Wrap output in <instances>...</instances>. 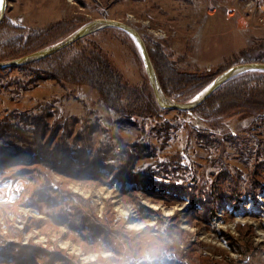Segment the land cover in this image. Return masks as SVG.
Returning a JSON list of instances; mask_svg holds the SVG:
<instances>
[{
	"label": "rangeland",
	"instance_id": "374dc122",
	"mask_svg": "<svg viewBox=\"0 0 264 264\" xmlns=\"http://www.w3.org/2000/svg\"><path fill=\"white\" fill-rule=\"evenodd\" d=\"M99 19L131 26L157 62L165 55L199 76L250 64L245 56L264 44V0H7L0 51L63 20L79 27ZM121 35L96 37L139 83L143 59ZM23 75L0 70V121L54 105L40 142L52 138L50 156L66 145L78 156L86 148L90 163L103 157L93 173L41 163L0 172V264H264V118L238 114L212 129L216 121L204 111L165 110L159 120L117 115L89 87ZM47 181L57 190L42 188ZM164 182L185 192L164 193Z\"/></svg>",
	"mask_w": 264,
	"mask_h": 264
},
{
	"label": "trees",
	"instance_id": "16d2710c",
	"mask_svg": "<svg viewBox=\"0 0 264 264\" xmlns=\"http://www.w3.org/2000/svg\"><path fill=\"white\" fill-rule=\"evenodd\" d=\"M3 24L4 23H2V25ZM82 26L73 27L71 20H63L39 33L30 34L28 38H20L14 46L7 50L0 51V62L19 59L50 47L66 39ZM108 32H116L117 38H121V34H125L126 36H124V38L126 42L124 43L128 44L135 52L138 61L142 64L137 46L134 45V40L128 34L115 29H106L76 42L71 46H75L73 51H71V47H69L39 62L18 67V70L24 74V77L43 74V77H45L44 79L53 78L57 82L63 84V86L89 87L95 90L99 94L104 105L117 115H128L129 117L138 115L144 119H161V114L167 111L162 110L158 105L148 76L143 74L141 82H133L128 78L127 73L123 72L116 65L103 43L97 40V35ZM128 37H130V39ZM153 56L154 55L151 54V59L161 87L166 96L174 101L188 102L193 100L197 94L202 92L205 88H208L215 78L222 74V71L218 72L216 75L200 76L198 74L182 73L177 67V64L171 62L165 55V57L162 56L161 59H158V62ZM238 62L234 64L237 65ZM244 62L264 63V44H262L259 49L253 50L246 55ZM225 70L226 69L223 71ZM249 80L251 81L250 83ZM30 82L32 81L30 80ZM53 107L54 105L51 104L37 106L36 110L37 112L39 111V113H33L32 115L20 114L16 117V121L12 122L0 121V172L3 173L6 168H10L13 165L24 164L30 166L41 163L47 164L52 168L55 167L58 171L62 173L65 172V174L69 175L72 173H70L71 171H69V169H64L66 164L70 166L74 165L75 167L83 168L84 171L90 170L92 172L90 168L95 169L96 163L102 161L103 156L99 152L90 163L86 148H81L78 154L82 153V156H78L77 154L71 153V150L68 149L66 145L62 152L56 151V153L59 152L60 156L55 153V150L53 155L50 156L48 150L53 142L52 138L46 140L45 147L42 146L40 142L43 138H46V127L48 126L47 119ZM194 111L207 112L210 117L216 121L215 125H212V129L224 128L222 120L224 121L225 118H231L238 114H243L241 120L264 118V72H248L230 80ZM177 113L186 114L187 112L177 111ZM22 115L24 119L21 118ZM28 117H30V119ZM19 119L23 122H19ZM18 123L25 126L17 125ZM28 125H33V127L30 128ZM20 128L23 130V132L20 133L21 137L18 136V140L12 138V141H10L9 136L12 137V133L17 132ZM30 129H32L30 137H33V139L29 138L32 139L31 142L27 136H24V131ZM5 135L8 136L7 139H5ZM5 143H9L12 150H8V148L4 146ZM28 144L31 146L25 149V146ZM39 151L42 153L38 155L37 152ZM131 156L132 155H129L128 157L132 159ZM41 157L43 159H41ZM175 158L177 160L181 159L177 156ZM129 160L125 165L130 164ZM74 176L80 177L77 173L74 174ZM129 176L130 172L126 174V178ZM91 177L96 178V176ZM28 178L30 179V177ZM144 182L148 186L150 185L148 181L145 180ZM177 187L178 186H175L174 182H164L162 185L160 184V190L164 193L170 192L176 194L178 192H185L184 188ZM42 188L50 192L57 190L54 189L50 181H47ZM83 201L85 203L88 202L84 199ZM204 201H206V205H212L210 207L213 209L212 213L215 214L217 208L214 206V200L209 198L202 202ZM204 210L206 213L211 211L209 207H204ZM77 211L79 214L82 213L81 210ZM61 212L62 210H60V213ZM76 216H78V214H76ZM52 219L56 222L55 219H57V217ZM86 223L87 220L83 217V222L81 224L82 229L86 227ZM61 224H68V221Z\"/></svg>",
	"mask_w": 264,
	"mask_h": 264
},
{
	"label": "water",
	"instance_id": "95a60500",
	"mask_svg": "<svg viewBox=\"0 0 264 264\" xmlns=\"http://www.w3.org/2000/svg\"><path fill=\"white\" fill-rule=\"evenodd\" d=\"M6 8H7V0H5L3 6L0 7V24L3 22V18L6 13ZM106 29H115L122 31L128 34L134 40L135 44L137 45L141 53V57L143 59V63L145 66V71L152 86L155 99L158 105L163 110H175V111H184V112L194 111L199 106L204 104L218 89H220L230 80L248 72H264V63H250V64L233 66L230 69L223 72L222 74H220L210 84L211 87L208 88V91L205 92L204 95L201 96L199 100L194 99L188 102H175L174 100L168 98L164 93L160 85L148 47L144 39L141 37V35L131 26L119 21L109 20V19H99L89 22L88 24L80 27L78 30H76L66 39L50 47L44 48L42 50H39L37 52H34L30 55L24 56L19 59L7 61V62H0V70L26 66L39 62L48 57L58 54L59 52L65 50L66 48H69L70 46H72L73 44L84 38L97 34Z\"/></svg>",
	"mask_w": 264,
	"mask_h": 264
},
{
	"label": "snow or ice",
	"instance_id": "6c2138e0",
	"mask_svg": "<svg viewBox=\"0 0 264 264\" xmlns=\"http://www.w3.org/2000/svg\"><path fill=\"white\" fill-rule=\"evenodd\" d=\"M4 3H5V0H0V7H2ZM13 23H14V21H13ZM210 87H211V85L208 86V88H210ZM208 88H205L203 92L199 93V94L195 97V99H196V100H199V99L201 98V96H203L204 93L208 91ZM110 246H111V245H110Z\"/></svg>",
	"mask_w": 264,
	"mask_h": 264
},
{
	"label": "built area",
	"instance_id": "2783aa9c",
	"mask_svg": "<svg viewBox=\"0 0 264 264\" xmlns=\"http://www.w3.org/2000/svg\"><path fill=\"white\" fill-rule=\"evenodd\" d=\"M193 112V111H192ZM25 191V190H24Z\"/></svg>",
	"mask_w": 264,
	"mask_h": 264
}]
</instances>
